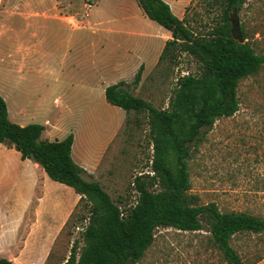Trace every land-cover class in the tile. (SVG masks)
<instances>
[{
  "label": "rangeland",
  "instance_id": "374dc122",
  "mask_svg": "<svg viewBox=\"0 0 264 264\" xmlns=\"http://www.w3.org/2000/svg\"><path fill=\"white\" fill-rule=\"evenodd\" d=\"M214 5L213 0H188L179 20L186 19L193 31L206 32L208 28L205 26H212L215 20L217 11ZM74 7L84 15L89 11L90 19L97 22L99 18L107 19L108 23L115 25L116 30L138 29L151 37L158 35V24L148 20L143 12L142 18L148 21L147 24L138 20L124 21L138 7L135 0L123 3L119 0H100L97 3L96 0H0V82L5 83L6 78L8 27L14 26L19 32V39H22L26 28L22 16L26 13L39 11L41 14ZM232 14L239 29L242 26L246 32L245 41L257 54L264 55V0H246L239 13ZM35 26L47 28L45 47L59 41L60 34L55 37L58 28L50 21ZM97 27L99 29L101 25ZM61 33L64 35L66 31ZM97 35L104 37L96 34L98 40ZM171 39L170 34L168 40ZM115 40H118L117 37L110 41ZM200 67L191 55L174 46L172 56L161 63L150 64L145 70L142 68L137 84L134 83L136 72L128 74V71L120 75H126L125 80L120 79L117 83H123L132 95L149 102L155 109L165 110L177 87V80L187 74L198 75ZM237 98L239 108L233 116L221 118L211 129L201 131L203 140L189 160V194L198 199L199 205L215 203L222 212H245L264 219V66L255 75L239 82ZM118 111L123 115L121 110ZM118 115V112L103 110L96 101L94 114L73 113L63 115L62 119L65 118L71 125L76 124V120L80 121L74 157L85 164L92 173L86 174L91 175L112 202L124 211L137 199L134 178L152 175L153 149L146 114L133 112L124 114L120 128L108 144L102 146L112 132L111 119ZM69 123L66 130L70 127ZM99 148L103 150L97 157ZM91 157L97 159L91 161ZM158 188L157 185L149 187L151 191ZM37 190L32 188L29 192L31 201L23 210L25 224L22 234L15 235V240L7 243L6 252L10 254L12 264H64L73 245H76L77 256L84 246L82 233L87 224L88 207L83 202L76 206L78 197L74 206L64 210L56 221L62 199H57L58 194L48 191L52 195L41 202L39 194L34 195ZM230 244L246 264H264V235H237ZM257 255H261V258L254 262ZM137 264L224 263L204 225L203 230L197 232L158 228L154 242Z\"/></svg>",
  "mask_w": 264,
  "mask_h": 264
},
{
  "label": "trees",
  "instance_id": "16d2710c",
  "mask_svg": "<svg viewBox=\"0 0 264 264\" xmlns=\"http://www.w3.org/2000/svg\"><path fill=\"white\" fill-rule=\"evenodd\" d=\"M135 1L149 20L171 34L158 63L172 56L177 46L201 66L198 75L187 74L177 80L165 110H157L132 95L121 82L104 90L108 104L126 115L145 113L149 124L152 175L134 178L135 204L122 211L99 183L73 161L72 134L61 141L41 140L43 126L11 122L1 96L0 144L11 146L21 160L36 163L50 180L71 188L79 197L76 206L83 202L88 207L82 233L84 246L77 256L73 245L64 264H137L154 242L158 228L197 232L204 225L224 264H246L232 248L231 239L241 234L264 235V219L245 212H222L215 203L199 205L198 199L189 194L188 172L189 160L203 140L201 131L238 111L239 82L264 66V55L257 54L245 41L242 26L241 43L230 33L229 17L239 13L246 0H213L217 13L213 25L205 26L206 32L193 31L186 19L175 17L162 0ZM142 68L135 74L136 84ZM152 185L159 190L151 191ZM260 258L261 255L255 256L254 262ZM0 264L12 262L0 257Z\"/></svg>",
  "mask_w": 264,
  "mask_h": 264
},
{
  "label": "crops",
  "instance_id": "0c3cea01",
  "mask_svg": "<svg viewBox=\"0 0 264 264\" xmlns=\"http://www.w3.org/2000/svg\"><path fill=\"white\" fill-rule=\"evenodd\" d=\"M99 1L96 0V3ZM119 1L123 3L126 0ZM162 1L169 6L175 17L182 18L188 0ZM137 8L135 7V11L124 21L138 20L147 24L142 11ZM88 12L86 16L75 7L67 10H49L41 14L39 11H30L22 16L26 24L22 33L25 35L23 40L19 39L16 28L9 26L6 32V78L5 83L0 82V96L6 103L11 122L19 126H43L41 140L61 141L72 134L71 157L88 174H92L81 160L74 157L80 121L76 120V124L71 125L68 120L62 119V116L73 113L94 114L96 101L103 110L118 112L119 115L111 119L113 129L102 146L108 144L120 128L125 113L103 99L105 88L116 84L120 79L125 80L126 75L121 77L125 71H128V74L134 73L140 66L145 70L150 64L154 65L165 42L170 38V33L159 25L158 35L155 37L148 36L138 29L116 30L115 25L108 23L107 19L99 18L98 22L90 19ZM47 21L58 28L55 37L60 34L59 41L49 47H45L47 28L39 29L35 26ZM96 25H101V28L98 29ZM64 30L66 34L63 35L61 32ZM96 34H102L104 37L97 35L98 40ZM115 37L118 40L110 41ZM118 110H121L123 115ZM68 123L70 127L66 130ZM102 150L99 148L97 157ZM78 154L81 159V153ZM97 157H91V161ZM0 166V192L4 191L0 193V257L12 261L10 254L6 252L7 243L15 240V235L22 234L25 224L23 210L31 201V189H38L34 195L38 193L41 202L52 195L50 192L58 194L57 199H62L56 213V221L64 210L74 206L78 195L72 193L73 190L69 187L56 182L55 184L59 185L50 183L36 163L21 160L19 153L11 146L0 144Z\"/></svg>",
  "mask_w": 264,
  "mask_h": 264
},
{
  "label": "water",
  "instance_id": "95a60500",
  "mask_svg": "<svg viewBox=\"0 0 264 264\" xmlns=\"http://www.w3.org/2000/svg\"><path fill=\"white\" fill-rule=\"evenodd\" d=\"M229 22H230V25H231L230 33H231L233 39H235L236 41L241 43L242 42V38H241V35H240V29H239V26H238L236 18H233V14L230 15Z\"/></svg>",
  "mask_w": 264,
  "mask_h": 264
}]
</instances>
